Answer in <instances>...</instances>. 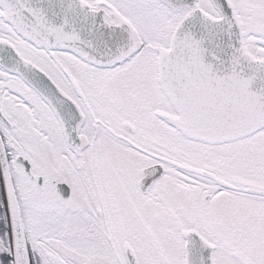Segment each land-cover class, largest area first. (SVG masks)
<instances>
[{"label": "snow or ice", "instance_id": "snow-or-ice-1", "mask_svg": "<svg viewBox=\"0 0 264 264\" xmlns=\"http://www.w3.org/2000/svg\"><path fill=\"white\" fill-rule=\"evenodd\" d=\"M0 264H264V0H0Z\"/></svg>", "mask_w": 264, "mask_h": 264}]
</instances>
